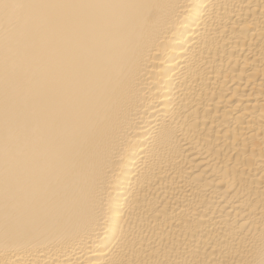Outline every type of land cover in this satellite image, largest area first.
<instances>
[{
  "label": "bare ground",
  "instance_id": "6f19581e",
  "mask_svg": "<svg viewBox=\"0 0 264 264\" xmlns=\"http://www.w3.org/2000/svg\"><path fill=\"white\" fill-rule=\"evenodd\" d=\"M0 264H264V0H0Z\"/></svg>",
  "mask_w": 264,
  "mask_h": 264
}]
</instances>
